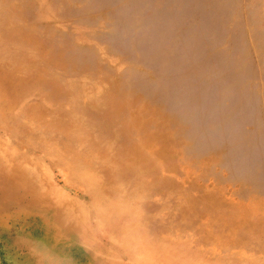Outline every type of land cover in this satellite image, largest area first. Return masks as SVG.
<instances>
[{
  "label": "rangeland",
  "instance_id": "rangeland-1",
  "mask_svg": "<svg viewBox=\"0 0 264 264\" xmlns=\"http://www.w3.org/2000/svg\"><path fill=\"white\" fill-rule=\"evenodd\" d=\"M0 194V264H264V0H0Z\"/></svg>",
  "mask_w": 264,
  "mask_h": 264
},
{
  "label": "bare ground",
  "instance_id": "bare-ground-1",
  "mask_svg": "<svg viewBox=\"0 0 264 264\" xmlns=\"http://www.w3.org/2000/svg\"><path fill=\"white\" fill-rule=\"evenodd\" d=\"M99 157V156H98ZM2 160V159H1ZM65 162V161H64ZM63 164V163H62ZM69 164V163H68ZM23 165V164H22ZM38 165V164H37ZM72 165V164H71ZM19 166V165H18ZM67 166V165H66ZM26 168H27V166H25ZM39 167H41V165L39 166ZM6 168V167H5ZM25 168V169H26ZM63 168V167H62ZM40 169V168H39ZM27 170V169H26ZM41 170V169H40ZM2 171V170H1ZM20 171V170H19ZM30 172H31V170H29ZM32 171H34V170H32ZM69 171V170H68ZM81 172H82V170H80ZM16 172V171H15ZM18 172V171H17ZM21 172V171H20ZM25 172V171H24ZM35 172V171H34ZM70 172V171H69ZM105 172H106V170H105ZM105 172H103V173H105ZM73 173V172H72ZM107 173V172H106ZM25 174V173H24ZM32 174V173H31ZM91 174V173H90ZM109 174V173H108ZM19 175H21L20 173H19ZM105 175V174H104ZM36 176V175H35ZM34 176V177H35ZM92 176V175H91ZM94 176V175H93ZM31 177V176H30ZM18 178V177H17ZM32 178V177H31ZM35 178H37V177H35ZM19 179V178H18ZM27 179V178H26ZM30 179V178H29ZM34 179V178H33ZM38 179V178H37ZM37 181H39V180H37ZM36 181V182H37ZM16 183V182H15ZM21 184H22V182H21ZM26 184V183H25ZM24 184V185H25ZM36 184V183H35ZM92 184V183H91ZM96 184V183H95ZM40 185V184H39ZM90 185V184H89ZM28 186V185H27ZM41 186V185H40ZM91 186V185H90ZM98 186V185H97ZM20 187V186H19ZM29 187V186H28ZM93 187H95V186H93ZM40 188V187H39ZM25 191H27V190H25ZM31 191V190H30ZM4 192V191H3ZM34 192V191H33ZM30 193V192H29ZM53 193V192H52ZM49 194V193H48ZM0 195H2V194H0ZM68 195V194H67ZM49 196V195H48ZM57 197V196H56ZM56 197H55V199H56ZM33 198V197H32ZM54 198V197H53ZM36 200V199H35ZM50 200V199H49ZM63 200V199H62ZM8 201V200H7ZM51 201H53V200H51ZM55 201H57V200H55ZM59 201H61V199L59 200ZM64 201H66V199H64ZM68 201V200H67ZM41 202V201H40ZM6 203V202H5ZM59 203V202H58ZM21 205V204H20ZM58 205V204H57ZM33 206V205H32ZM35 206V205H34ZM59 206V205H58ZM19 207V206H18ZM17 207V208H18ZM51 207V206H50ZM57 208V207H56ZM59 208V207H58ZM50 209V208H49ZM21 211V210H20ZM18 212H19V210H18ZM23 212V211H22ZM30 212V211H29ZM38 212V211H37ZM16 213V212H15ZM24 213V212H23ZM62 213H64L63 211H62ZM12 214V213H11ZM30 214V213H29ZM49 214V213H48ZM9 215V214H8ZM28 215V214H27ZM33 215V214H32ZM54 215H55V213H54ZM39 216V215H38ZM40 216H42V215H40ZM55 216H57V215H55ZM33 217H35V216H33ZM43 217V216H42ZM58 217V216H57ZM63 217V216H62ZM32 218V217H31ZM39 219V218H38ZM45 219V218H44ZM59 219V218H58ZM97 219V218H96ZM34 220H35V218H34ZM100 220V219H99ZM156 220V219H155ZM16 221V220H15ZM32 221V220H31ZM39 221V220H38ZM45 221V220H44ZM106 221H108V220H106ZM40 222V221H39ZM43 223V222H42ZM45 223V222H44ZM159 223V222H158ZM46 224H47V222H46ZM105 224V223H104ZM107 224V223H106ZM21 225H22V223H21ZM62 225V224H61ZM109 226H111L112 227V225H110V224H108ZM63 226V225H62ZM10 227V226H9ZM27 228V227H26ZM33 228V227H32ZM115 228V227H114ZM0 229H1V226H0ZM41 229V228H40ZM47 229H49V228H47ZM112 229V228H111ZM160 229V228H159ZM25 230V229H24ZM30 230V229H29ZM56 231H58V230H56ZM113 231V230H112ZM164 231V230H163ZM38 232V231H37ZM36 232V233H37ZM48 232V231H47ZM62 232V231H61ZM38 233H40V232H38ZM42 233V232H41ZM124 233V232H123ZM126 233V232H125ZM124 233V234H125ZM15 234V233H14ZM30 234V233H29ZM61 234V233H60ZM112 235V234H111ZM40 236V235H39ZM126 236V235H125ZM124 236V237H125ZM165 236V235H164ZM38 237V236H37ZM114 237V236H113ZM111 238V237H110ZM110 238H108V239H110ZM119 238V237H118ZM123 238V237H122ZM168 238V237H167ZM45 242V241H44ZM109 243V242H108ZM122 244V243H121ZM128 244V243H127ZM129 245V244H128ZM130 246V245H129ZM128 246V247H129ZM216 247V246H215ZM220 247V246H219ZM59 248V247H58ZM141 248V247H140ZM207 249V248H206ZM212 250V249H211ZM69 252V251H68ZM79 252V251H78ZM130 252H133V250L131 251L130 250ZM55 253H57V252H55ZM76 253V252H75ZM213 253V252H212ZM216 253V252H215ZM126 254V253H125ZM134 254V253H133ZM203 254V253H202ZM28 256V255H27ZM103 256V255H102ZM213 256V255H212ZM86 258V257H85ZM201 258V257H200ZM204 258V257H203ZM133 260V259H132ZM203 261H205V260H203ZM215 261V260H214ZM221 261V260H220ZM108 262V261H107ZM139 264V263H138Z\"/></svg>",
  "mask_w": 264,
  "mask_h": 264
}]
</instances>
